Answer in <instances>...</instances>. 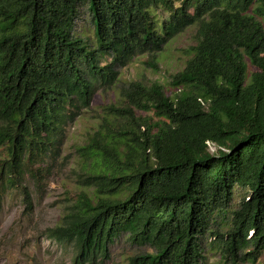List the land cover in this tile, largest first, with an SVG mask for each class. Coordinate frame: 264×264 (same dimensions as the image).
<instances>
[{"label":"trees","instance_id":"obj_1","mask_svg":"<svg viewBox=\"0 0 264 264\" xmlns=\"http://www.w3.org/2000/svg\"><path fill=\"white\" fill-rule=\"evenodd\" d=\"M159 7L161 21L152 13ZM82 8L94 47L75 32ZM193 24L196 42L169 82L174 94L157 81L120 84L121 103L103 109L77 148L85 190L45 233L69 264H107L121 238L149 249L125 264H205L207 233L225 264L257 263L264 0H0V192L19 189L25 199L22 179L57 152L95 90L117 84L134 56L155 55Z\"/></svg>","mask_w":264,"mask_h":264},{"label":"rangeland","instance_id":"obj_2","mask_svg":"<svg viewBox=\"0 0 264 264\" xmlns=\"http://www.w3.org/2000/svg\"><path fill=\"white\" fill-rule=\"evenodd\" d=\"M152 13L158 21L167 16L160 7L153 9ZM196 29V24L188 26L153 56H134L124 67L119 68L117 84L107 89L99 87L95 90L90 108L65 127L57 152L43 164H35L36 169L32 173L40 178L27 173L22 179L29 194L27 199L19 189L0 192V264H69L67 251L47 239L45 233L48 227L59 223L66 212V205L74 202L78 194L85 190L77 180L81 163L77 148L98 128L103 109L111 103H121L120 84L124 85L131 80L143 83L157 81L163 86L165 93L172 96L174 88L169 84L171 76L183 68L189 57L187 50L196 42ZM75 32L92 47L95 46L93 25L86 8L80 9ZM102 61H109V58ZM246 63L249 75L255 68L248 60ZM208 149L214 151L215 148L209 143ZM3 157L4 153L0 148V159ZM241 194V190H235L234 203L238 202ZM29 200L31 206L26 207ZM203 246L205 264H225L221 259L218 243L214 242L209 233L205 235ZM140 251L149 249L130 245L121 238L111 245L107 264H125L128 255ZM256 264H264V251Z\"/></svg>","mask_w":264,"mask_h":264}]
</instances>
